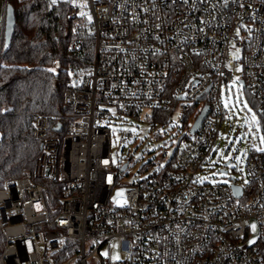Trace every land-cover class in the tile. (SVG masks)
<instances>
[{
  "label": "built area",
  "instance_id": "1",
  "mask_svg": "<svg viewBox=\"0 0 264 264\" xmlns=\"http://www.w3.org/2000/svg\"><path fill=\"white\" fill-rule=\"evenodd\" d=\"M69 3L93 25L94 61L70 70V124L35 114L33 174L0 181V264H264V151L251 150L241 179H204L236 64L264 137V0ZM141 122L176 143L130 176L113 145ZM115 239L116 260L101 252Z\"/></svg>",
  "mask_w": 264,
  "mask_h": 264
},
{
  "label": "trees",
  "instance_id": "2",
  "mask_svg": "<svg viewBox=\"0 0 264 264\" xmlns=\"http://www.w3.org/2000/svg\"><path fill=\"white\" fill-rule=\"evenodd\" d=\"M7 3L11 19L0 54V181L33 174L41 144L35 114L72 122L64 98L73 86L70 70L87 74L95 53L93 25L71 15L69 0Z\"/></svg>",
  "mask_w": 264,
  "mask_h": 264
},
{
  "label": "rangeland",
  "instance_id": "3",
  "mask_svg": "<svg viewBox=\"0 0 264 264\" xmlns=\"http://www.w3.org/2000/svg\"><path fill=\"white\" fill-rule=\"evenodd\" d=\"M234 88L223 89L221 98L225 110V122L219 132L218 139L209 156L210 160L206 164L207 180L213 183L229 184L232 179L242 178L247 174V162L252 149H259L263 145L261 137L262 130L259 124V115L253 103L248 99L244 92L238 89V80L242 75L241 64L234 67ZM227 103V107L225 106ZM180 111L174 114V119L178 120ZM255 116V120H253ZM133 134L130 139L118 138L114 142L113 150L125 161L130 158V176L137 174L141 164L155 156L159 159L166 155L169 157L173 152L170 144L172 139L176 143V137L166 135L164 139H154L149 132V124L139 123L138 127L126 125ZM228 161H230L228 163ZM122 193V195H118ZM113 200L124 201V187H118L113 193ZM102 254L121 259L125 255L122 243L119 239L113 240L110 245L102 249ZM116 260V259H114Z\"/></svg>",
  "mask_w": 264,
  "mask_h": 264
},
{
  "label": "water",
  "instance_id": "4",
  "mask_svg": "<svg viewBox=\"0 0 264 264\" xmlns=\"http://www.w3.org/2000/svg\"><path fill=\"white\" fill-rule=\"evenodd\" d=\"M11 19V11L8 6L7 0H0V54L2 50V40L5 28L9 26V21ZM209 113V106H206L197 116L192 128L191 132H195L202 125L204 119ZM60 126L56 127V130H60ZM230 161H228L229 163ZM236 194H239L237 187H234Z\"/></svg>",
  "mask_w": 264,
  "mask_h": 264
},
{
  "label": "snow or ice",
  "instance_id": "5",
  "mask_svg": "<svg viewBox=\"0 0 264 264\" xmlns=\"http://www.w3.org/2000/svg\"><path fill=\"white\" fill-rule=\"evenodd\" d=\"M52 3H56V0H52ZM85 6H86V5H80V7H85ZM80 15H81V16H84V15H86V13L81 12ZM89 19H90V17H89ZM50 71H55V70L52 69V70H50ZM225 106L227 107V103H226ZM253 120H255V116H253ZM261 141L264 142V137H261ZM258 150H259V151H264V148H260V149H258ZM204 179H207V177H205ZM118 195H122V193H118ZM253 227H255V226H253ZM105 255H107V253H105ZM113 259H119V257H118V256H117V257H113Z\"/></svg>",
  "mask_w": 264,
  "mask_h": 264
}]
</instances>
